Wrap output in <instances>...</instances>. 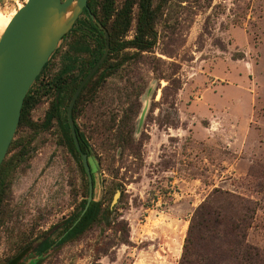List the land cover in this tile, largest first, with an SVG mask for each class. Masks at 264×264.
Wrapping results in <instances>:
<instances>
[{"label":"rangeland","instance_id":"rangeland-1","mask_svg":"<svg viewBox=\"0 0 264 264\" xmlns=\"http://www.w3.org/2000/svg\"><path fill=\"white\" fill-rule=\"evenodd\" d=\"M25 2L1 0L0 11L12 15ZM155 2L153 49L108 52L116 71L99 84L94 78L74 104L75 124L92 149V201H102L107 219L43 255L31 253L43 239L58 238L88 194L58 122L41 127L60 69L75 62L63 79L73 84L98 44L92 38L83 49L76 25L49 58L37 87L51 88L39 93L4 159L0 264L13 257L178 264L190 216L215 189L250 202L246 240L264 256V0ZM133 36L134 26L124 40ZM119 129L121 141L112 138Z\"/></svg>","mask_w":264,"mask_h":264},{"label":"trees","instance_id":"trees-1","mask_svg":"<svg viewBox=\"0 0 264 264\" xmlns=\"http://www.w3.org/2000/svg\"><path fill=\"white\" fill-rule=\"evenodd\" d=\"M155 3V0H123L121 6L117 7L115 5V0H87V6L90 13L108 33L109 52L117 53L123 49L130 48L134 49L138 55L150 52L156 43L155 23L158 13L160 12V4ZM83 16H85V19L82 21L78 18L72 30L65 35L62 40L66 39L69 34L73 33L75 26L79 25L80 29H82L81 34L83 35V38H81V40L84 44L83 49L87 48L88 45H86V42L89 39L95 38L98 44L92 49L94 52L90 54L92 59L87 63L85 70L81 72L80 78L73 82V84H70V82L66 83L63 79L71 76L76 67L75 62L70 61L60 69L56 76V80L52 85L57 96L55 102L52 103L50 109L47 110L41 127L47 129L54 119L58 122L59 127L62 129L65 144L70 153L79 163L82 175L85 176L80 154L76 150L69 130L66 111L67 104L80 82L100 59L103 53L104 39L102 33L88 17L85 10ZM132 26H134L133 39L125 41L124 37L130 31ZM56 52L54 54H56ZM51 57H53V55ZM48 63L49 60L41 70L39 76L35 79L23 101L16 132L22 124L27 122V117L30 111L38 102L39 93H46L47 90L51 88L50 85H43L40 88L37 87ZM117 67L118 65L108 63V59L104 60L95 74L83 87L76 102L94 78H96L95 82L99 84L103 82L107 76L113 74ZM61 80L63 81L60 82ZM63 94L64 96L62 97ZM65 101H67L66 105ZM75 105L72 110L71 118L81 153L87 155L94 186L93 170L89 163V159L92 157V149H90L86 137L79 131L75 124ZM62 112H64V114H62ZM120 130L123 131V129L115 131V134L117 135L112 137L117 141H121V138H123ZM108 135L107 138L110 137ZM12 145L13 141H11L7 153H9ZM110 150V152L114 151L113 149ZM22 154L23 152L18 155L17 158ZM132 155L139 156L136 151L133 152ZM13 161V159L10 161V165H12L11 163ZM4 164L5 161L3 160L0 165V201L5 192L4 183L6 168ZM85 188L86 197L88 187ZM108 191L105 193L107 194ZM85 204L86 199L79 204L78 210L63 223V230L59 233L56 240H51L49 238L43 239L32 249L33 252L31 253L34 257L43 255L51 248L60 247L65 242L71 241L82 235L95 223L107 219L106 211L102 209V201H92L85 214L74 225L80 217ZM254 214V208L251 207L248 200L226 191L224 192L217 189L213 190L212 193L194 209L190 216L178 264H264L263 254L256 247L249 245L246 240L247 230L251 227ZM29 260L30 262L28 264H37L35 260L31 258H27L25 261H22V263H18L19 258L17 257L9 259L4 264H26Z\"/></svg>","mask_w":264,"mask_h":264},{"label":"water","instance_id":"water-1","mask_svg":"<svg viewBox=\"0 0 264 264\" xmlns=\"http://www.w3.org/2000/svg\"><path fill=\"white\" fill-rule=\"evenodd\" d=\"M84 10L102 33L104 48L100 59L73 93L66 111L69 130L76 150L80 154L88 185L85 207L74 225L85 214L92 202L94 186L87 155L81 153L71 114L81 90L108 55V33L90 13L87 0H26L25 4L14 13L0 35L1 165L15 135L23 101L30 87L56 50L59 42L72 30ZM29 262L30 260L27 263Z\"/></svg>","mask_w":264,"mask_h":264},{"label":"bare ground","instance_id":"bare-ground-1","mask_svg":"<svg viewBox=\"0 0 264 264\" xmlns=\"http://www.w3.org/2000/svg\"><path fill=\"white\" fill-rule=\"evenodd\" d=\"M13 15L14 14L6 15L4 12L0 11V34L4 31Z\"/></svg>","mask_w":264,"mask_h":264},{"label":"flooded vegetation","instance_id":"flooded-vegetation-1","mask_svg":"<svg viewBox=\"0 0 264 264\" xmlns=\"http://www.w3.org/2000/svg\"><path fill=\"white\" fill-rule=\"evenodd\" d=\"M83 13H84V11H83ZM83 13L80 15V17L83 16ZM80 17H79V18H80ZM68 104H69V103H68ZM67 107H68V106H67Z\"/></svg>","mask_w":264,"mask_h":264}]
</instances>
